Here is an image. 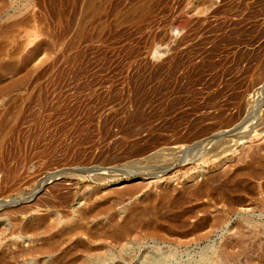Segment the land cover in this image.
<instances>
[{
    "label": "rangeland",
    "instance_id": "obj_1",
    "mask_svg": "<svg viewBox=\"0 0 264 264\" xmlns=\"http://www.w3.org/2000/svg\"><path fill=\"white\" fill-rule=\"evenodd\" d=\"M0 132V259L264 264V0H0Z\"/></svg>",
    "mask_w": 264,
    "mask_h": 264
},
{
    "label": "bare ground",
    "instance_id": "obj_2",
    "mask_svg": "<svg viewBox=\"0 0 264 264\" xmlns=\"http://www.w3.org/2000/svg\"><path fill=\"white\" fill-rule=\"evenodd\" d=\"M145 7V6H144ZM96 8V7H95ZM81 24V23H80ZM261 101V100H260ZM261 105V104H260ZM261 107V106H260ZM10 113V112H9ZM220 114V113H219ZM242 114V113H241ZM240 116V115H239ZM247 117V116H246ZM238 120V119H237ZM240 120V119H239ZM227 121V120H225ZM228 122V121H227ZM235 123V122H234ZM215 125V124H214ZM260 125V124H258ZM218 127V126H217ZM256 128V127H255ZM219 129V128H218ZM258 131V130H257ZM206 132V131H205ZM208 132V131H207ZM254 132V131H253ZM1 133V132H0ZM209 134V133H208ZM239 134V133H238ZM237 134V135H238ZM241 134V133H240ZM250 134V133H249ZM249 134H241V135H236L237 138L240 140L243 137H246ZM255 135V134H254ZM238 140V141H239ZM236 142V141H235ZM223 144V143H222ZM141 149V148H140ZM223 151V150H222ZM187 153V151H185ZM184 151L180 152V153H176V155H180L182 154L180 157L182 158H178L179 160H181V162H183L186 158V153ZM174 154V155H175ZM188 154V153H187ZM208 155V153H205ZM100 169V168H99ZM9 172V171H7ZM10 173V172H9ZM15 173V172H14ZM130 174V172H129ZM106 175V174H105ZM49 177V176H48ZM112 177V176H111ZM93 178V176H92ZM119 178H122L120 176H115L112 177L110 179H114L115 181L120 180ZM109 179V180H110ZM100 180H106V178L103 177V179ZM5 182V181H4ZM15 183V182H14ZM14 186L9 187V188H13L16 185L18 186V183ZM224 192V191H223ZM250 192V191H249ZM8 194V193H7ZM225 194V193H224ZM54 197V196H53ZM57 199V198H55ZM49 202V201H48ZM41 207H44L48 210L49 213H54V204L50 205L48 204L46 201H44L42 204H40ZM60 206V205H59ZM67 206V205H66ZM88 206V205H87ZM19 211V210H18ZM21 211V210H20ZM24 211V210H23ZM83 215L81 218V220H85L87 221V214L82 211V210H75L74 212H72L71 214L67 213L66 215H64L63 217H58L55 216L52 218V223H47L43 220H35L33 225H29L26 224L24 221H22L20 223L19 226L17 225H13L10 220H8L7 218H2V225L5 228V230H9L10 232L12 231V235H16V241L17 240H21L23 242H28V243H35L38 241H42L43 240V236L44 235H50L51 230L56 226V225H60V220L62 218H64L66 220V222H74L77 220V218L79 216ZM53 216V215H51ZM71 220V221H70ZM88 222V221H87ZM66 223V224H68ZM17 227V228H16ZM57 227V226H56ZM124 234L123 232H119L116 233L114 235H110V234H103L101 231L99 233H95V234H89L88 238L90 240H103L105 241V239H112L115 243L120 242L123 238H124ZM28 235V236H27ZM67 238L65 239H60V240H54L53 242H51L49 245H43V246H39V247H35V248H31V249H27V250H19L17 252L14 253H9L7 255H4L1 259H0V264H109L106 263V257L102 256V255H98V254H92L90 253L89 250L87 249H82L80 251V254L78 256V258L76 259H67L69 256L68 254H66L65 256H63L61 258V260H58L57 258H55V255H57L60 246H62V244H68L69 241V236H66ZM264 241V239H263ZM1 242V241H0ZM255 244V243H252ZM1 248V246H0ZM12 254V255H10ZM223 256L225 257H230V258H236L235 254H229V253H223ZM26 258V260H25ZM39 259V260H38ZM112 264H119V263H112Z\"/></svg>",
    "mask_w": 264,
    "mask_h": 264
}]
</instances>
